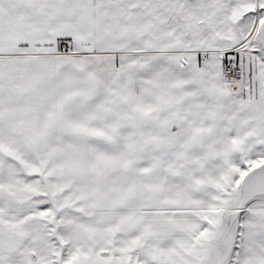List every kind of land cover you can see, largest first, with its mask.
<instances>
[{"label":"snow or ice","instance_id":"snow-or-ice-1","mask_svg":"<svg viewBox=\"0 0 264 264\" xmlns=\"http://www.w3.org/2000/svg\"><path fill=\"white\" fill-rule=\"evenodd\" d=\"M0 264H264V0H0Z\"/></svg>","mask_w":264,"mask_h":264}]
</instances>
